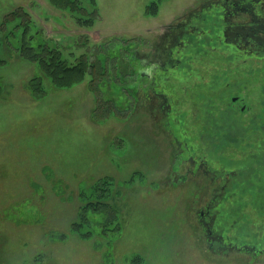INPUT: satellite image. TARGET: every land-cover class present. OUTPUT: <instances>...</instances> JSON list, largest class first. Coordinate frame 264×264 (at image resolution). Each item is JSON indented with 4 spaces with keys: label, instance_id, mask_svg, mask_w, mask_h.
Returning a JSON list of instances; mask_svg holds the SVG:
<instances>
[{
    "label": "rangeland",
    "instance_id": "rangeland-1",
    "mask_svg": "<svg viewBox=\"0 0 264 264\" xmlns=\"http://www.w3.org/2000/svg\"><path fill=\"white\" fill-rule=\"evenodd\" d=\"M80 1L74 11L0 0V264H264L262 251L230 249H264V54L218 51L201 17L210 0ZM231 1L234 23L254 34L258 13ZM188 12L205 48L189 36L181 64L149 75L145 53ZM26 28L33 47H56L70 65L86 57L106 76L57 87L21 56ZM37 76L40 95L29 86ZM246 167L260 172L239 186ZM218 200L212 225L226 251L213 253L200 215ZM240 209L255 218L247 235ZM81 216L88 239L72 230Z\"/></svg>",
    "mask_w": 264,
    "mask_h": 264
},
{
    "label": "flooded vegetation",
    "instance_id": "flooded-vegetation-1",
    "mask_svg": "<svg viewBox=\"0 0 264 264\" xmlns=\"http://www.w3.org/2000/svg\"><path fill=\"white\" fill-rule=\"evenodd\" d=\"M241 2L244 3V6L246 7V8L243 7L242 10H246V11L247 10H249V11L254 10L253 12L258 13L257 16L254 15L255 18L250 22L251 24H247V26L250 28L251 32H254V34H252V33L248 34L247 29L245 28V25L243 23L242 24L234 23L232 18L234 16V14L236 16L239 15L238 10H237V8H239V7L236 6L238 4L233 3L231 0H210L208 2L210 6L209 7L206 6L207 9H210V10L207 11L206 13H203L201 15V17H203L205 14V18H204V20H205L206 16L209 15V19L211 20L209 25H211L216 31L213 35V38L210 35V37H211L210 40H212V41L216 40L217 45H215V46L218 48V51L223 50L225 53V56L230 57V55H232L233 58L236 59L237 55H238L237 54L238 50L245 52V53L240 52L239 53L240 57H242V54L246 55L249 52H252L255 54L258 53L259 55L262 56L264 54V0H241ZM189 14H190V16H189ZM192 15H194L192 12H188L184 16V19L181 17L178 20L179 22H178V24H176V26H175V24H172L170 26H168V25L165 26L164 27L165 30L156 37V39L154 41H156L157 39H158V41L155 42L156 44L154 46L153 52L150 54L145 53L146 56L144 57L145 58L143 60L144 62L139 61L141 64V67H145V69L149 73V75H152V74L156 75L158 73L157 72L158 70H165V71H168L166 73H170L171 69H174L177 66V63L180 62V64H181L182 60L180 58H177V57L181 55L182 50H184V48L186 47V41L189 40V38H188L189 36L196 37L195 41L201 42V47L205 48V45H204L206 42L205 36L201 37L200 34L196 33L197 31H199V29H201L199 27L201 24L197 22V20L200 18V16H197V18H198L196 20L197 24H195L194 22L191 21ZM259 16H261V17H259ZM228 30L230 31V33L233 34V35H229L230 38H227ZM239 35H241V36H239ZM204 38H205V40H204ZM255 41H257V42H255ZM233 44L236 47L233 48L231 51L228 50L227 48L229 47L231 49ZM211 45H212V43H211ZM242 45H244V46L242 47ZM248 47H251V48L247 49ZM179 48H180V50H178ZM209 50L216 51V49H213L212 46L210 47ZM227 50H228V52H227ZM197 55L201 56L202 52H199ZM185 56H187V54ZM185 56H184V59H185ZM195 58H197V57H195ZM148 60L150 62H147ZM185 62H189L187 60V58H186ZM146 71L142 70V71H140V74H142V73L145 74ZM153 71H154V73H153ZM189 73L194 74V71L191 70ZM135 74H136V72H135ZM217 87L219 88L220 85L216 86V88ZM218 88L216 90H218ZM209 90L212 91L211 88ZM166 101L168 102V100L166 99L163 103H165ZM167 106H168V104H166V105L164 104V107L167 108V111H168V109H170V106H168V107ZM208 123L210 126H212L211 129H213V127L215 128V121L214 120L209 119ZM223 129L224 130L221 129L220 131L221 132L226 131V128H223ZM205 136L206 135H204L203 137H205ZM210 136L214 137V133ZM215 139L220 140V142L224 141L225 145L227 143L225 136H223L222 134H220L218 137H215ZM234 142H237V141L234 140ZM213 152H216V150H213ZM203 164H206V162H203ZM225 188H222V189H225ZM217 195L219 196L220 193H218ZM220 201L221 200H218L217 202H213V203H211V202L207 203V206L205 209L207 210V207H208V211L202 212V214L200 215L201 218L204 219V220L202 219L201 224H203L206 227L207 232H208V234L206 235L207 244L205 245V247L208 250H212L213 253L219 252L220 250L226 251L225 247L221 246V248H219V245H216V243L218 244V242L221 241V239H219L220 232L214 231V228L212 225V223H214V220L218 219V217H219V215H218L219 211L216 208L219 207ZM242 203H243V201H242ZM212 207H213V209L216 210V212L212 211ZM240 213H241L240 214V220L241 221H240L239 228H240L242 234L247 235L248 230H249V225L251 223L255 222V218L253 219L254 215H252V214L251 215L246 214L245 210L240 209ZM242 215H243V217H242ZM218 228L221 231H225V229H226L225 227L220 226V225ZM225 246H226V244H225ZM233 246L234 245H232L230 247L231 250L236 248L237 251L246 252V253H247V251H250V252L255 251V254H261V255H263L262 252H264V249L257 248L255 246L248 245V244H244V245L237 244L236 247H233ZM252 254H253V252H252Z\"/></svg>",
    "mask_w": 264,
    "mask_h": 264
},
{
    "label": "trees",
    "instance_id": "trees-1",
    "mask_svg": "<svg viewBox=\"0 0 264 264\" xmlns=\"http://www.w3.org/2000/svg\"><path fill=\"white\" fill-rule=\"evenodd\" d=\"M49 1L53 6L59 9L71 8L72 10L77 11L79 7L81 8L80 0H49ZM89 1L93 2L94 0H89ZM155 4L149 7V13H155L157 11L158 5L155 6ZM19 10L21 13L18 15L26 17L27 14L23 13L22 9ZM19 10H17V13H19L18 12ZM27 28L23 33L22 46L19 49L21 56L28 61L39 63V67L41 69L43 76L49 78L54 85L55 84L58 85L57 87H63V88L72 87L73 85L82 82L85 79L87 73L92 74L95 72L93 79H96L95 76L96 77L99 76L100 78H104L106 76L105 72L108 71L107 67L102 66L101 63L96 64L95 62H93V64H91L89 59L86 57H81L76 63L70 65L65 60H63L60 50L56 47L49 46L47 43H43L38 45L37 47H33L32 40H30V38L28 39L26 36ZM5 63H6L5 60L0 59V66L4 65ZM42 83H43L42 76H37L31 79L29 86H30V90L33 92L34 95H40L44 93ZM95 90L96 87L93 89V91ZM103 109L104 108H102L101 105L99 106L97 112L100 113V111ZM97 112H95V116L98 115ZM263 151L264 150H261V152ZM258 169L259 168L256 167H251V169H248L246 167L243 170V173L241 175H238V177H240V182H241L239 186L243 185L244 184L243 182L245 180L246 182L255 180L260 172ZM250 173L252 175H250ZM101 212L102 211H99L98 213L101 214ZM82 217L83 216H81L79 221L74 222L72 224V230L73 232L79 234V236L82 239H88V237H90L91 234H89L88 236V233H85L86 230H83L84 225L87 224V219L86 218L82 219ZM119 229H120V225L118 224L116 231Z\"/></svg>",
    "mask_w": 264,
    "mask_h": 264
}]
</instances>
